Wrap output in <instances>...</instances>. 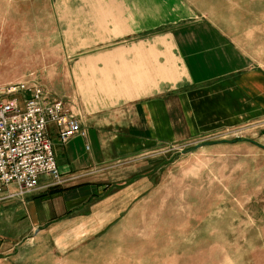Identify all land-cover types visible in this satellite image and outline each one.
<instances>
[{"label": "crops", "instance_id": "crops-1", "mask_svg": "<svg viewBox=\"0 0 264 264\" xmlns=\"http://www.w3.org/2000/svg\"><path fill=\"white\" fill-rule=\"evenodd\" d=\"M10 1L0 6L19 11ZM36 5L44 7L41 14L24 12L15 22L32 28L20 33L28 39L0 38V50L43 49L34 47L40 18L50 20L40 44L53 52L52 63L37 66H64L66 82L79 78L80 93L45 90L68 98L85 136L62 145L49 125L59 181L42 175L33 192L21 194L11 184L0 195V264H132L121 233L132 230V203L151 184L143 177L132 181V162L171 148H187L184 158H224L238 149L234 144H246L221 136L264 132V0ZM6 23L0 35L12 33L4 29L14 24ZM58 77L53 69L45 80Z\"/></svg>", "mask_w": 264, "mask_h": 264}, {"label": "rangeland", "instance_id": "rangeland-1", "mask_svg": "<svg viewBox=\"0 0 264 264\" xmlns=\"http://www.w3.org/2000/svg\"><path fill=\"white\" fill-rule=\"evenodd\" d=\"M33 2L27 8L31 3L10 1L19 11L0 6V23L14 24L4 29L12 33L0 38L18 42L28 39L20 33L32 28L28 24L16 26L15 22L21 21L24 12L42 13L44 7L36 5L40 0ZM40 19L41 34L36 36L39 41L34 47L43 49L0 50V84L36 77V84L28 83L52 90L57 96L80 93L79 78L64 80V66H37L43 60L52 63L53 58L47 45L40 44L46 43L45 29L50 20ZM59 54L64 56V52L57 51ZM93 66L104 68L96 63ZM84 68L87 66L79 69ZM53 69L59 77L50 83L45 79ZM52 96L69 104L66 97ZM263 136L258 129L221 136L232 143L240 139L246 144H234L238 149L224 158L217 155L209 159L200 155L203 152L192 159L184 158L187 148H171L132 162V174H137L132 181L143 177L151 182L146 183L148 192L132 203V230L121 233L122 252L132 256V264H264V149L257 147L263 145Z\"/></svg>", "mask_w": 264, "mask_h": 264}, {"label": "built area", "instance_id": "built-area-1", "mask_svg": "<svg viewBox=\"0 0 264 264\" xmlns=\"http://www.w3.org/2000/svg\"><path fill=\"white\" fill-rule=\"evenodd\" d=\"M51 124L62 145L85 136L68 104L41 86L19 82L0 88V195L11 184H17L21 194L33 192L42 175L59 181Z\"/></svg>", "mask_w": 264, "mask_h": 264}, {"label": "water", "instance_id": "water-1", "mask_svg": "<svg viewBox=\"0 0 264 264\" xmlns=\"http://www.w3.org/2000/svg\"><path fill=\"white\" fill-rule=\"evenodd\" d=\"M199 145H204V144H199Z\"/></svg>", "mask_w": 264, "mask_h": 264}]
</instances>
